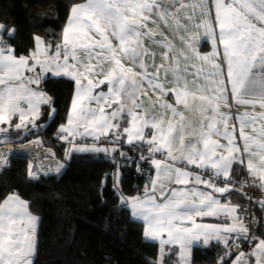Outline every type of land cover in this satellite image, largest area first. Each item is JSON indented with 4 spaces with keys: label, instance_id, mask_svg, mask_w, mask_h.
Here are the masks:
<instances>
[{
    "label": "snow or ice",
    "instance_id": "6c2138e0",
    "mask_svg": "<svg viewBox=\"0 0 264 264\" xmlns=\"http://www.w3.org/2000/svg\"><path fill=\"white\" fill-rule=\"evenodd\" d=\"M187 6L183 0H174L173 10L168 11L162 8L160 0H86L71 7L61 43L55 45L54 51L51 44L33 36V48L28 55L20 56L8 43L15 39L16 28L0 24V125L11 127L12 118L18 117L19 123L14 126L17 131L29 124L35 127L42 105H48L50 116H54L52 100L40 84L47 74L72 78L75 95L67 123L59 127L60 138L71 145L66 155L116 152L121 143L147 146L148 155L142 152L140 160L153 166L156 178L146 185L143 195H121V203L130 209L134 219L143 221L144 239L159 244L157 258L149 260L148 264H165L166 248L170 251L176 245L180 250L179 264H191L189 246L201 238L205 245L211 239L225 245L221 264H227V258L233 254L236 259L232 264H249L246 254L239 250V240H255L256 237L238 211L241 206L232 205L228 194L240 191L251 200L243 189L254 187L264 197V0H215L214 6L210 4L207 11L203 0L198 5L201 14L211 17L212 22L204 20L196 27L205 29L202 39L212 37L213 45L222 46L226 70L219 64H212L213 71L207 73L205 79L216 87H200L196 91L186 82L181 83L175 70V85L166 87L163 65L149 72L151 54L145 53L148 56L145 63L141 49V37L155 35L147 29L154 15L167 21ZM196 37L197 33L181 37L188 49L185 59L206 62L219 54L216 50L200 53L194 47ZM113 41L117 43L114 45ZM159 42L171 49L162 35ZM165 55L170 59V52ZM138 59L141 60L139 71L124 63L127 60L135 65ZM199 74L197 70V76ZM218 74L224 79H215ZM145 84L153 93L170 97V102L161 104L165 110L161 116L152 115L150 102L137 103L141 94L147 95L141 92ZM102 85L108 86L107 92L97 91ZM232 103L246 106V110L241 113L232 108ZM93 104L96 106L92 107ZM257 106L261 111H254ZM141 107L146 116L136 112ZM184 111L210 114L202 115L197 126L184 116ZM124 117L129 119L121 128ZM233 119L235 122L230 124ZM249 127L252 133L245 131ZM7 130L0 127V132ZM187 136L194 139H186ZM77 137H91L95 141L104 137L113 147L78 145L74 143ZM155 154L163 159L155 158ZM120 155L128 158L123 151ZM257 156L258 164L252 159ZM4 163L0 158V164ZM237 164L246 169L250 180L233 178V167ZM188 165L210 171L211 178L205 179L199 171H190ZM28 176L37 178L32 165ZM162 177L170 185L167 189ZM116 181L114 187L118 186V174ZM199 185L211 191H202ZM217 194L225 202L222 203ZM256 203L264 211V198H257ZM220 215L226 216L231 223L197 222V217ZM38 220L29 211V202L17 192L9 193L0 201V264H34ZM230 240L237 248L236 253L231 251ZM248 255L255 257V264H264V239H260Z\"/></svg>",
    "mask_w": 264,
    "mask_h": 264
},
{
    "label": "trees",
    "instance_id": "16d2710c",
    "mask_svg": "<svg viewBox=\"0 0 264 264\" xmlns=\"http://www.w3.org/2000/svg\"><path fill=\"white\" fill-rule=\"evenodd\" d=\"M83 1L0 0V24L16 28L15 39L8 40L15 54L28 55L33 36L42 37L54 51L55 45L61 43L71 7ZM40 88L51 98L55 115L47 125L25 135L12 131L13 141L20 136L27 141L39 137L40 146L53 147L64 167L59 174L44 170L39 175L38 169L33 179L28 176L32 160L12 153L8 164L0 168V201L15 191L39 217L34 264H148L155 260L158 243L144 239V224L121 203V195L135 197L144 192L153 174L152 165L140 160L136 153L137 163L131 168L100 153L66 155L69 142L56 133L67 118L75 83L67 77L47 76ZM47 110L48 105L46 114ZM117 174L118 186L114 187ZM258 234L264 237V230ZM165 264H179L177 248L168 252ZM192 264L221 261L195 247Z\"/></svg>",
    "mask_w": 264,
    "mask_h": 264
},
{
    "label": "crops",
    "instance_id": "0c3cea01",
    "mask_svg": "<svg viewBox=\"0 0 264 264\" xmlns=\"http://www.w3.org/2000/svg\"><path fill=\"white\" fill-rule=\"evenodd\" d=\"M85 1L77 4H83ZM202 0H183V3L188 5L185 8L180 9L179 11L176 12L175 18L169 17L167 21L160 20L159 17L153 16L152 20L147 24V29L150 30L152 33L155 35L153 37H148L144 36L141 37V49L142 51V57L145 63H147L148 56L145 54H151V64L148 66V71L149 72H154L157 67H160L163 65L164 72H165V79L167 81L166 87H173L175 85V77L173 75V70L177 72V74L181 77V83H187L188 87L192 91H196L197 88L203 87V88H214L216 87L215 84H209V82L205 79V75L209 72H212L213 69L211 67L212 64H219L221 65L225 70H226V63L223 61L222 56H223V48L222 46H219L218 48L213 45L212 43V37H207V39H202L205 37V29L204 27H199L197 28V24L203 23L204 20H208L210 23L212 22V18L207 16V15H202L200 8L198 5H200ZM215 0H203V7L205 11H207L208 7L211 5L214 6ZM160 4L162 8L167 9L168 11L173 10V4L174 0H160ZM76 5V4H75ZM197 6V7H193ZM214 15V13H213ZM191 16V19H188V17ZM70 17V15H69ZM69 20V18H68ZM68 22V21H67ZM66 22V24H67ZM65 24V26H66ZM64 26V27H65ZM13 28V27H11ZM9 28V29H11ZM188 33H197L196 40L194 41V47L197 48V50L202 53V54H208L211 53L213 50L218 51V55L215 56L214 58L211 59V61H206V62H201L200 60L194 59V58H189L185 59V54H187L188 49L185 47V43L181 40L182 36H186ZM163 36L165 40L171 45V49H167L163 46L162 43L159 42V37ZM40 37V36H39ZM42 38V37H41ZM43 39V38H42ZM44 40V39H43ZM45 41V40H44ZM46 42V41H45ZM117 42L113 41V44L115 45ZM166 52H170V59L168 56L165 55ZM51 54V53H49ZM43 59V57H41ZM95 62V61H94ZM124 63L128 66H134V69L136 71H139V64L141 63V60H136L135 65H132L131 62L125 60ZM171 65V67H170ZM193 65L195 67H193ZM197 70H200L199 76H197ZM27 75H31V73H27ZM47 76H53V74H47ZM60 77H67L68 76H60ZM72 79V78H70ZM215 79L222 80L224 79V76L222 74H218ZM73 80V79H72ZM74 81V80H73ZM75 83V82H74ZM107 85H102L101 89H97V91L103 90L107 92ZM223 87V86H221ZM230 87V85H229ZM141 92H147V95L141 94L139 98L137 99V103H140L143 105L145 101H148L152 105V115L153 116H161L162 114L165 113V110L161 107V104L169 101L170 102V97L167 95H161L159 92L153 93V91L145 84L144 87L142 88ZM211 95V92L208 93ZM75 95V88H74V93L71 98L70 102V108H71V103ZM159 97V100H158ZM198 104V102H196ZM92 107H95L96 105L93 104L91 105ZM178 108H182V105H177ZM69 108V111H70ZM232 108L233 109H238L241 113H243L246 110V106L239 105L232 103ZM250 112L253 111L251 109H248ZM46 114V105H42L40 108L41 115L40 117L35 121L36 126L33 127L31 124L27 126V128H22L20 129L21 135H25L27 132L30 130H33L35 128H38L40 125H47L53 118V116H50L49 110H47ZM110 111V110H109ZM255 112L261 111L259 107L254 110ZM136 112L139 113L141 116H146L147 114L144 111V108H138L136 109ZM45 113V114H44ZM69 113V112H68ZM210 113H201L200 111H184V116L191 121L193 124L198 126V123L202 117V115H206ZM168 116L171 115V113H167ZM68 116V115H67ZM128 117H124V119L121 121V128H123L125 125L124 121L128 120ZM235 120H230L229 123H234ZM19 123L18 117H13L11 124L12 126L9 127L8 125H0V127L7 128L8 130L6 132H0V158H3L5 160L4 164H0V168L3 166H6L9 161V155L12 154L14 147L19 145L18 142H14V136L11 134L12 131L19 132L15 129V124ZM67 123V118L65 122L62 125H65ZM259 127V122L257 124V129ZM245 131L252 133L251 127L245 129ZM148 130L145 129V133L147 134ZM80 138V137H77ZM76 138V140H77ZM21 139V136L18 138ZM186 139H194L192 136H187ZM74 143L78 145H83L84 143L76 142ZM222 143L224 141H221ZM242 143V142H241ZM68 150L71 148L70 143L68 144ZM92 145V144H88ZM97 146L101 147H106L111 149L113 147L112 144L104 145V144H98ZM40 169H46L50 170L52 173L59 174L63 167L64 163L62 160H60L55 152V149L53 147H50L48 145H43L40 147ZM67 150V151H68ZM120 151H123L127 155V159L122 157L120 155ZM71 154V153H70ZM100 154H104L106 156H111L115 159H117L119 164L121 166H124L126 168H131L137 163V156L134 153H129L128 151L122 150L120 147H118V150L116 152H109V153H104L100 152ZM69 155V154H68ZM179 155V153H177ZM155 158H160L163 159L159 154H155ZM253 162L254 163H259V157H253ZM48 165H51L48 167ZM63 165V167H60ZM182 166V165H178ZM60 167L59 171H56V169ZM153 167V166H152ZM190 171H203V169H194L191 165L187 166ZM49 168V169H48ZM246 174V169L242 167L241 165L237 164L234 165L233 171H232V176L235 180L241 179L244 175ZM155 170L153 168V174L150 178V180L155 179ZM165 181V188L169 187L170 185L168 184V181L166 178H163ZM205 179H210V178H205ZM150 180L146 185L149 184ZM145 185V187H146ZM173 187L180 188L181 186L179 185H171ZM144 187V191H145ZM189 187H192L190 184ZM200 190L205 191V192H210V188H205L203 185L198 186ZM144 193V192H143ZM143 193L141 195H143ZM21 197V196H20ZM22 198V197H21ZM217 198L221 199V202H225L224 198L219 197V194H217ZM228 198L230 200V203L232 205H241L243 202V198L238 191H233L230 194H228ZM23 200L27 201L26 199L22 198ZM28 202V201H27ZM29 211L31 212L32 215L37 216L30 210L29 206ZM239 211V209H238ZM38 217V216H37ZM39 218V217H38ZM137 220V219H135ZM141 221V220H138ZM143 223V221H141ZM197 222L198 223H204V224H212V225H222L227 223H231L230 220L224 215L220 216H213V217H203L199 218L197 217ZM245 223V222H244ZM38 225H39V220L37 223L36 227V234L38 231ZM235 235V234H234ZM260 239H264V237L259 236L258 241ZM155 242V241H154ZM158 243V242H157ZM229 243L231 244L232 241L230 240ZM258 243V242H257ZM195 247H201L203 248L206 252L216 256V258L220 261V257L224 256L225 254V245L222 242H218L215 239H211L207 245L203 243V238H201L199 241H194L190 246V262L192 264V256H193V251ZM178 249V260L180 259L179 257V246H172L171 249ZM170 249V250H171ZM158 251H159V244H158ZM169 250L166 248V255L165 258L168 254ZM243 253L246 254V259L248 260L249 264H255V257H252L248 254L252 252H245L242 251ZM36 253V252H35ZM236 259L235 254L227 258V264H232V261Z\"/></svg>",
    "mask_w": 264,
    "mask_h": 264
},
{
    "label": "built area",
    "instance_id": "2783aa9c",
    "mask_svg": "<svg viewBox=\"0 0 264 264\" xmlns=\"http://www.w3.org/2000/svg\"><path fill=\"white\" fill-rule=\"evenodd\" d=\"M56 134L59 138L62 135L59 131H57ZM38 140L40 141L39 137H33L30 141L33 143H39ZM62 140L64 142H68V140H65V139H62ZM76 142H80V143H84V144H95V145L111 144L109 142V140L104 138V137H102L99 141H95L91 137H80V138H77ZM119 147L122 150L136 153L139 156L142 152L145 156L148 155L147 151H145V149L147 147L146 145H139L138 144V145L133 146V145H128L126 143H121L119 145ZM33 160H34V162H38L39 158L33 155ZM42 172H44V170L39 169V175ZM199 172L204 178H211L212 174L210 171L205 172L203 170V171H199ZM242 179H249L250 180V177H248L247 174H245L241 179H238L236 181H241ZM214 182L218 183V181H214ZM237 188H239V183H237ZM238 192H240V191H238ZM243 192L246 193L248 197H252V199L250 200V199L246 198L245 195L241 194V192H240V194L242 195V198H243V202L240 205L241 207L239 208V212H240V214H242L245 224L249 226L250 233L253 236H255L256 239L255 240H253V239H248V240L240 239L239 240V250L245 251V252H252L253 246L258 242L259 231L264 230V211H261V208L256 203V199L257 198H264V197H261V193L254 187H246L243 189ZM253 217L255 219H253ZM230 245H231V251L233 253H236L237 248L235 247L233 242Z\"/></svg>",
    "mask_w": 264,
    "mask_h": 264
},
{
    "label": "water",
    "instance_id": "95a60500",
    "mask_svg": "<svg viewBox=\"0 0 264 264\" xmlns=\"http://www.w3.org/2000/svg\"><path fill=\"white\" fill-rule=\"evenodd\" d=\"M34 145L33 144H28V145H24V146H16L13 149V153L15 154H21L23 156L29 157L30 159H33V152H34ZM33 166L35 167V169H37V164L34 163Z\"/></svg>",
    "mask_w": 264,
    "mask_h": 264
},
{
    "label": "bare ground",
    "instance_id": "6f19581e",
    "mask_svg": "<svg viewBox=\"0 0 264 264\" xmlns=\"http://www.w3.org/2000/svg\"><path fill=\"white\" fill-rule=\"evenodd\" d=\"M16 142H20L19 143V145L18 146H24V145H28V144H33L34 145V147H35V149H34V152L32 153L34 156H36V157H38L37 156V154H38V152H39V150H40V143H33V142H31L30 140H22V138L21 139H17V141ZM33 160V159H32ZM34 161V160H33Z\"/></svg>",
    "mask_w": 264,
    "mask_h": 264
},
{
    "label": "rangeland",
    "instance_id": "374dc122",
    "mask_svg": "<svg viewBox=\"0 0 264 264\" xmlns=\"http://www.w3.org/2000/svg\"><path fill=\"white\" fill-rule=\"evenodd\" d=\"M39 141V140H38ZM41 142V139H40V141H39V143ZM40 145V144H39ZM18 146V145H17ZM40 151L41 150H39V152H38V154H37V156H38V158H39V161H40V156L39 155H41L40 154ZM39 161L38 162H36V164H37V169H40L39 167H40V164H39ZM34 164V163H33ZM49 166H51V165H48V167ZM44 170V169H43ZM35 241H36V244H35V249H36V246H37V234H35ZM35 252H36V250H35Z\"/></svg>",
    "mask_w": 264,
    "mask_h": 264
},
{
    "label": "clouds",
    "instance_id": "9594fccd",
    "mask_svg": "<svg viewBox=\"0 0 264 264\" xmlns=\"http://www.w3.org/2000/svg\"><path fill=\"white\" fill-rule=\"evenodd\" d=\"M31 139H32V138H31ZM31 139H30V140H31ZM12 153H13V152H12ZM10 156H11V155H9V157H10ZM31 160H32V159H31ZM32 162H33V163H36V162H34L33 160H32ZM36 170H38V169H36ZM44 170H45V171H48V170H46V169H44Z\"/></svg>",
    "mask_w": 264,
    "mask_h": 264
}]
</instances>
